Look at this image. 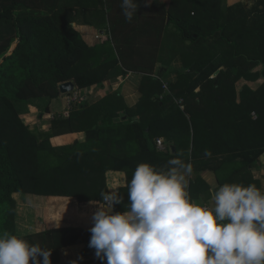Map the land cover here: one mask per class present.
<instances>
[{
    "label": "trees",
    "instance_id": "trees-1",
    "mask_svg": "<svg viewBox=\"0 0 264 264\" xmlns=\"http://www.w3.org/2000/svg\"><path fill=\"white\" fill-rule=\"evenodd\" d=\"M64 1L67 0H0V233L15 234L13 192L70 194L71 189L77 191L70 176L79 173V163L72 164L61 178L53 181H43L30 174L31 167L36 169L38 166L36 156L51 136L72 132L78 127H96L87 131V139L95 137V133L98 138L102 123L112 117L106 113L97 123V107L105 112L114 105L125 109V112L130 108L118 94L108 95L97 105L85 106L71 112L68 117H54L50 129L40 134L29 130L20 115L26 113L30 105L36 106L39 113L47 112L50 100L60 93L59 84L65 81H74L80 89L127 70L153 72L162 35L167 29V19L179 29L178 37L182 41L194 43L214 37L207 47L194 54L196 60L188 72L179 74L181 80L177 87L183 79L193 77V80L186 87L181 84L179 92L175 93L177 96L185 98V95L192 94L214 73L213 82L216 83L223 75L238 68L233 63L224 69L219 63H213L227 54L231 60L244 59L248 65L246 70L261 64L260 75L264 78V0H251L250 4L241 0L224 9L221 0H192L193 15L187 17L174 16L170 0H136L139 8L131 21L123 14L121 0H102L110 39L95 45H88L72 26L70 7ZM72 2L75 4L76 0ZM153 14L155 20L146 21L145 18ZM139 22L143 27H149L144 35L140 32L144 28ZM119 66L122 69L119 70ZM184 75L187 77L182 79ZM229 87L214 89L212 86L213 103L221 109L219 115L192 112L187 103L188 117L183 111L179 112L168 116V124L165 118L160 121L155 115L141 117L139 121L130 119V129L140 149L132 156L114 159L115 163L111 165L124 170L127 175L126 185L119 194L123 198L122 203L116 212L126 208L124 204L129 202L127 184L132 178L130 173L138 164L147 163L160 170L166 168L170 159L179 157L170 155L167 150L160 152L154 148L152 140L158 132L154 130L156 127H169L162 133L175 141L185 135L189 139L192 128L190 163L193 172L218 170L228 159L238 158L243 167L258 162L264 152V80L240 103L235 102L234 96H229ZM160 89L161 84L153 80L135 107L157 109L160 105L156 93ZM254 109L256 119L250 116ZM202 131L204 133L200 135ZM206 150L211 152V156L205 155ZM216 156L221 159H216ZM78 177L81 181L82 174ZM104 187L103 179H97V198L105 192ZM78 198L86 197L79 195ZM18 237L30 244L39 243L42 248L58 249L89 242L91 233L79 228H64ZM79 264H106V261L95 257Z\"/></svg>",
    "mask_w": 264,
    "mask_h": 264
},
{
    "label": "crops",
    "instance_id": "crops-1",
    "mask_svg": "<svg viewBox=\"0 0 264 264\" xmlns=\"http://www.w3.org/2000/svg\"><path fill=\"white\" fill-rule=\"evenodd\" d=\"M238 1L241 0H221V3L224 9ZM245 1L248 4L251 3V0ZM170 2V9L174 16L193 15L192 0H170ZM64 4L70 7L69 15L73 17L72 26L88 45H95L105 39H110L106 8L102 0H76L75 4L72 0H67ZM154 17V14L148 15L145 19L153 22ZM165 24L167 29L162 35L153 72L127 70L125 73H115L112 78L99 84L80 89L76 86L72 92L59 93L50 100L49 110L45 113H39L36 106L30 105L28 111L20 115L29 130L34 134H40L50 129V123L54 117H68L71 112L81 110L85 106L97 105L108 95L118 94L125 106L130 108L128 112H125V109L114 105L105 112L97 107V116L95 115L97 123L101 122L106 113L112 117L110 121L102 123L98 138L95 133V137L87 139V131L96 127H78L72 132L56 134L49 138L36 156L37 168L31 167L30 174L43 181H53L61 178L65 170L71 169L72 164L79 163L78 174H82L81 181L77 173L70 176L77 188L76 192L69 190L70 194L68 192H13L15 235L23 236L64 228L89 231L93 226V213L102 201V197L97 198V179H103L105 192L117 190L120 194V190L126 185L127 175L124 170L112 168L111 165L115 163L114 159L132 156L140 149L130 129V119L139 121L141 117L151 118L155 115L160 121L165 118L168 124L170 122L168 116L177 115L179 112L183 111L188 117L190 112L186 109L187 103L192 112L219 115L221 109L218 108V104L213 103V88L231 85L229 96H234L235 102L240 103V100L250 94L249 91H255L262 84L264 78L260 75L261 64L258 63L246 70L248 65L244 59L231 60L227 54L226 57L217 59L213 63H219L223 69L230 63L237 64L238 68L223 75L220 82L216 83L213 82L214 73L204 82L203 86L196 87L192 94L185 95V98L177 96L175 93L179 92L181 84L186 87L193 80V77L183 79L187 77L184 75L181 84L177 87L176 84L181 80L179 74L188 72L189 66L196 60L193 58L194 54L198 52V49L202 50L207 47L214 37L194 43L189 40L182 41L178 37L179 29L173 22L167 19ZM139 25L143 27L141 22ZM143 28L140 32L144 35L149 31V27ZM187 52L191 54L188 55ZM120 69L122 68L119 66ZM153 80L161 84L160 92L156 93L160 106L157 109L135 107L141 94L150 88ZM250 116L252 119L257 118L255 109L250 111ZM168 129L169 127L154 129L158 131L152 140L154 148L160 152L167 150L170 155L179 156L185 162H190L192 128L189 130V139L185 135L179 137L178 141L164 136L162 132ZM146 130L149 131V128ZM177 131L176 127L175 132ZM203 133L204 131L200 132V135ZM91 135L93 136V133H90ZM157 140L162 141L164 149L158 147ZM215 158L221 159L220 156ZM132 175L133 172L130 173V176ZM188 180V192L192 200L208 207H213L215 188L224 183H239L245 186L254 184L264 192V152L260 154L258 162L247 167H243L242 161L238 158L228 159L218 170L192 171ZM73 191L75 193H72ZM79 195L86 198L79 199ZM128 203L126 202L124 206ZM118 205L115 204L110 212L116 213ZM125 210L126 208L120 212ZM88 245L89 242H78L58 249H48L51 250L52 264H72L73 261L79 264L95 258V249Z\"/></svg>",
    "mask_w": 264,
    "mask_h": 264
},
{
    "label": "clouds",
    "instance_id": "clouds-1",
    "mask_svg": "<svg viewBox=\"0 0 264 264\" xmlns=\"http://www.w3.org/2000/svg\"><path fill=\"white\" fill-rule=\"evenodd\" d=\"M120 6L129 21L139 8L136 0ZM191 172V163L179 157L160 170L138 164L123 212H110L122 203L117 190L101 192L89 229L95 257L106 264H264V192L254 184L224 183L208 207L189 195ZM0 264H52L51 250L5 231Z\"/></svg>",
    "mask_w": 264,
    "mask_h": 264
},
{
    "label": "water",
    "instance_id": "water-1",
    "mask_svg": "<svg viewBox=\"0 0 264 264\" xmlns=\"http://www.w3.org/2000/svg\"><path fill=\"white\" fill-rule=\"evenodd\" d=\"M58 89L60 91V93L62 94H66L69 92H72L76 89V85L74 83V81L69 80V81H65L59 84Z\"/></svg>",
    "mask_w": 264,
    "mask_h": 264
},
{
    "label": "built area",
    "instance_id": "built-area-1",
    "mask_svg": "<svg viewBox=\"0 0 264 264\" xmlns=\"http://www.w3.org/2000/svg\"><path fill=\"white\" fill-rule=\"evenodd\" d=\"M157 145H158V147H159L160 149H164L161 140H157Z\"/></svg>",
    "mask_w": 264,
    "mask_h": 264
}]
</instances>
